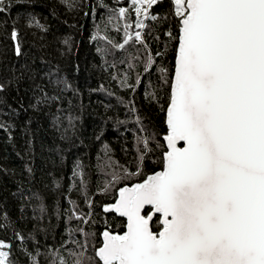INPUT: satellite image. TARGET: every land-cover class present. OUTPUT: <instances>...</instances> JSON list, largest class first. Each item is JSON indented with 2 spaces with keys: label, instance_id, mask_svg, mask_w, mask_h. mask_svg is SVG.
Returning <instances> with one entry per match:
<instances>
[{
  "label": "snow or ice",
  "instance_id": "1",
  "mask_svg": "<svg viewBox=\"0 0 264 264\" xmlns=\"http://www.w3.org/2000/svg\"><path fill=\"white\" fill-rule=\"evenodd\" d=\"M62 2L71 7L70 0ZM156 6H166L167 12L158 14ZM99 7L108 6L101 0ZM5 10V0H0V13ZM108 11L109 23L125 22L123 42L99 33L92 39L120 50L130 41L140 44L146 51L145 73L156 64L148 51L144 30L150 26L145 21L174 22L175 34L172 23L165 33L176 42L174 64L171 71L159 69L168 88L166 107L158 92H145V99L165 112L166 132L151 130L136 117L144 135L136 136L134 171L112 160L104 144V156H97V168L110 177L103 193L134 179L118 188L114 202L103 205L104 213L122 218V231L106 223L97 239L96 232L82 227L69 229L70 237L79 232L84 242L61 244L66 256L50 249L49 264H264V0H130V7ZM130 12L136 17L134 36ZM11 39L16 56H21L15 29ZM128 67L133 64L128 62ZM128 80L125 74L121 86L136 88L142 82L139 75L135 84ZM54 83L63 84L61 91L70 88L66 81ZM4 87L0 84V92ZM40 91L37 105L58 99ZM157 150L161 170L146 173L145 161ZM81 168L77 163L73 175L80 177L87 201ZM109 168L113 170L105 172ZM73 218L87 225L91 212L73 211L69 220ZM68 243L76 248H68ZM11 248L10 242L0 241V264H13ZM21 251L30 264H39V250L35 255L27 248Z\"/></svg>",
  "mask_w": 264,
  "mask_h": 264
},
{
  "label": "trees",
  "instance_id": "2",
  "mask_svg": "<svg viewBox=\"0 0 264 264\" xmlns=\"http://www.w3.org/2000/svg\"><path fill=\"white\" fill-rule=\"evenodd\" d=\"M102 2L108 7H99L101 0H70L71 7L62 0H5L6 10L0 13V84L5 86L0 92V124L4 125L0 128V241L11 243L13 264H30L22 248L33 255L39 250V264H49L50 249L58 248L66 256L61 244L85 240L79 232L70 237L69 229L96 232L97 239L106 223L121 232L122 219L104 214L102 208L114 201L119 187L130 186L134 179L104 194V182L110 177L97 168V156H104V144H108L112 160L134 171L136 136L144 135L136 117L151 130L166 132L165 112L160 104L149 103L145 92H158L166 107L168 88L159 69L171 71L174 64L176 42L165 34L169 23L175 34L174 22L145 21L150 26L144 30L148 51L156 60L145 73L146 51L140 44L130 41L120 50L106 40L92 39L97 33L116 43L124 39L125 22L113 19L109 23L112 13L108 9L130 7V0ZM155 10L164 15L167 7ZM129 15L134 36L136 17L134 12ZM14 29L21 42L19 57L11 39ZM158 51L164 54L157 56ZM135 56L140 59L134 60ZM125 74L129 84H135L139 75L141 85L122 87ZM56 80L66 81L70 88L61 91L63 84H55ZM41 88L58 99L37 105ZM117 120L126 123L117 124ZM160 139L163 142L162 135ZM159 155L157 150L145 161L146 173L161 170ZM77 163L87 183V201L80 177L73 175ZM73 211L91 212L90 223L69 220ZM5 214L7 219H3ZM67 247L76 248L72 243Z\"/></svg>",
  "mask_w": 264,
  "mask_h": 264
},
{
  "label": "water",
  "instance_id": "3",
  "mask_svg": "<svg viewBox=\"0 0 264 264\" xmlns=\"http://www.w3.org/2000/svg\"><path fill=\"white\" fill-rule=\"evenodd\" d=\"M13 41V40H12ZM13 43H14V41H13ZM166 115V114H165ZM164 123H165V121H164ZM165 127H166V124H165ZM117 192V191H116ZM114 202V201H113ZM102 212H103V208H102ZM104 213V212H103ZM104 214H106V213H104ZM114 215V214H113ZM115 216V215H114ZM115 217H117V216H115ZM117 218H120V217H117ZM122 219V218H121Z\"/></svg>",
  "mask_w": 264,
  "mask_h": 264
}]
</instances>
